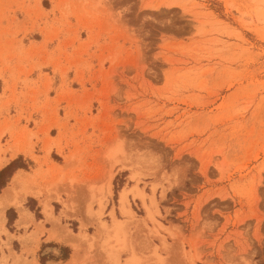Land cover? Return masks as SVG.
Here are the masks:
<instances>
[{"label":"rangeland","instance_id":"obj_1","mask_svg":"<svg viewBox=\"0 0 264 264\" xmlns=\"http://www.w3.org/2000/svg\"><path fill=\"white\" fill-rule=\"evenodd\" d=\"M0 153L77 264H264V0H0Z\"/></svg>","mask_w":264,"mask_h":264},{"label":"crops","instance_id":"obj_2","mask_svg":"<svg viewBox=\"0 0 264 264\" xmlns=\"http://www.w3.org/2000/svg\"><path fill=\"white\" fill-rule=\"evenodd\" d=\"M16 157H12V159ZM5 158L7 159L8 156L4 157V155L0 153V165L4 164L0 169V175L9 163V160H5ZM20 173L24 174V172L17 171L11 177L9 182L0 185V199L6 195V203L9 204L4 212V218L6 217L7 211L12 208V205H10V196L12 194V190L10 189L12 181L17 178ZM23 178L24 177H22L21 180H23ZM22 201L23 200H20L18 203L21 204ZM16 212L17 217L13 225L14 231H8L7 217L4 223V231L10 232V234L15 235L16 238L21 236L25 238V240L23 243L19 242L21 244L20 251L16 252L17 256L11 258L8 264H73L74 256L76 254L73 246L66 241L63 242L52 236L49 232V230L52 229L50 224L44 225L45 227L43 231L42 228L36 227V224L43 221L42 219L41 221H38L33 213L30 211L27 212L24 209L21 211L16 210ZM23 212L25 213L24 218H22ZM3 236L5 235L3 234ZM66 250H69V254H62L66 253ZM75 264H77V262Z\"/></svg>","mask_w":264,"mask_h":264},{"label":"bare ground","instance_id":"obj_3","mask_svg":"<svg viewBox=\"0 0 264 264\" xmlns=\"http://www.w3.org/2000/svg\"><path fill=\"white\" fill-rule=\"evenodd\" d=\"M20 153V151L18 149H13V157H16L18 154ZM4 164L0 165V169L1 167H3ZM22 177H25V174L23 173H20L18 175L17 178H15L13 181H12V185H11V189L16 185L18 186V183L19 181L22 179ZM9 190V191H10ZM128 199V195H127V192L123 191L122 194H121V201H122V204H127V200ZM8 203H6V195L3 196L1 199H0V221L3 222L5 219H4V212L6 210V208L8 207ZM43 206H44V212L46 213L47 217L48 218H53V209H52V206H51V200H45L43 201ZM25 217V213L23 212L22 213V218ZM105 230V229H104ZM103 230V231H104ZM101 231V230H100ZM54 235V234H53ZM52 235V236H53ZM96 237V236H95ZM95 237H93L95 239ZM96 238H99V237H96ZM75 240V242H74ZM63 241H66L68 242L69 244H72L74 250H75V256H74V260H73V264H75L77 262V255H78V249H77V245H76V238L71 236V235H68L67 237H65L63 239Z\"/></svg>","mask_w":264,"mask_h":264},{"label":"trees","instance_id":"obj_4","mask_svg":"<svg viewBox=\"0 0 264 264\" xmlns=\"http://www.w3.org/2000/svg\"><path fill=\"white\" fill-rule=\"evenodd\" d=\"M5 171H3V173H4ZM1 175H2V173H1ZM1 175H0V177H1Z\"/></svg>","mask_w":264,"mask_h":264}]
</instances>
